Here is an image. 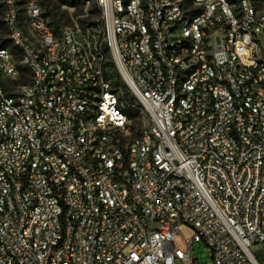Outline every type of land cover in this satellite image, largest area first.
I'll use <instances>...</instances> for the list:
<instances>
[{
	"label": "built area",
	"instance_id": "1",
	"mask_svg": "<svg viewBox=\"0 0 264 264\" xmlns=\"http://www.w3.org/2000/svg\"><path fill=\"white\" fill-rule=\"evenodd\" d=\"M96 2L3 1L0 264H261L264 0Z\"/></svg>",
	"mask_w": 264,
	"mask_h": 264
},
{
	"label": "rangeland",
	"instance_id": "2",
	"mask_svg": "<svg viewBox=\"0 0 264 264\" xmlns=\"http://www.w3.org/2000/svg\"><path fill=\"white\" fill-rule=\"evenodd\" d=\"M4 0H1V3H3ZM40 6L43 7L42 9L44 10V6L42 3L47 4H52L54 5L57 2H62L65 0H48V2L45 0L42 2L40 0H37ZM69 2H73V0H68ZM80 0H77V3ZM84 1L81 3V6L78 8L75 6H71V4L65 5L63 9L68 10L69 14L71 16V21L69 24L64 25V26H73L75 24H78L80 28H86L88 24H95L96 21L98 20V15L96 14V8L94 6L97 5L96 0H82ZM83 5V6H82ZM53 7V6H51ZM81 9V11H80ZM97 10L99 11L98 5H97ZM91 13V14H90ZM79 15V16H76ZM88 20V21H87ZM88 22V23H87ZM0 44L3 46H10L9 41L7 40V35H2L0 37ZM264 45V41H263ZM114 78L118 84V86L121 87V89L126 92V88L123 86L120 78L118 77L117 73L114 74ZM23 81H20L18 85H23ZM144 117L141 116L140 114L138 115V118L136 122H134V127H139V128H144ZM143 124V125H142ZM193 231L191 229L185 228L177 237L176 243L178 244L179 247L184 248V238L187 236H193ZM253 253L257 256L258 260L260 261L261 264H264V245H257L252 248ZM193 258L197 260L196 264H212L213 263V258H212V250L208 248L203 242L197 243L194 245V248L192 250ZM181 264V263H178Z\"/></svg>",
	"mask_w": 264,
	"mask_h": 264
},
{
	"label": "trees",
	"instance_id": "3",
	"mask_svg": "<svg viewBox=\"0 0 264 264\" xmlns=\"http://www.w3.org/2000/svg\"><path fill=\"white\" fill-rule=\"evenodd\" d=\"M40 1H44V0H40ZM48 2V0H45V2ZM88 1V0H86ZM84 1L80 0L78 3H77V0H73V2H69L68 0H65V1H62V2H57V4L55 3L54 5L52 4H45V3H42V5L44 6V11L47 15V17L49 18L50 20V23L56 27V28H60L64 25H67L70 23L71 21V16L69 14V11L68 10H65L63 9V7L65 5H68V4H71V6H75V7H79L81 6V3H83ZM85 3V2H84ZM41 5V4H40ZM53 6V7H51ZM83 6V5H82ZM96 8V14L98 15V19L100 18V13L98 12L97 10V5L94 6ZM43 8V7H42ZM81 11V9H80ZM91 14V13H90ZM76 16H79V15H76ZM88 21V20H87ZM88 23V22H87ZM88 25H92V24H88ZM7 35V30H6V27H5V24H4V4L1 3V0H0V37H2V35ZM4 46V45H3ZM138 113H139V110H136L135 112H132L130 114V117L136 121L137 118H138Z\"/></svg>",
	"mask_w": 264,
	"mask_h": 264
}]
</instances>
